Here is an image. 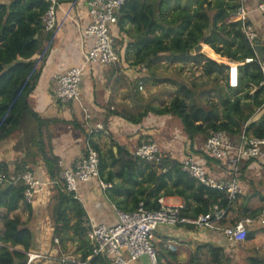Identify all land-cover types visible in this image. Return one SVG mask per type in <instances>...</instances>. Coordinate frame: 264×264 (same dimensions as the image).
Masks as SVG:
<instances>
[{
    "label": "trees",
    "instance_id": "16d2710c",
    "mask_svg": "<svg viewBox=\"0 0 264 264\" xmlns=\"http://www.w3.org/2000/svg\"><path fill=\"white\" fill-rule=\"evenodd\" d=\"M71 1L73 0H60L62 3ZM172 1L127 0L116 13L120 32L133 40L129 44L136 56L133 64L151 70V76L155 77L154 69L161 57H193L203 64L202 69L206 75H225V86L219 89L222 97L218 104L222 108L218 105L200 104L196 91L186 82L158 78L157 83L172 81L177 86V93L170 104L163 107L148 105L138 113L122 111L120 114L136 124L142 123L149 114L174 116L181 120L185 134L192 141L200 136L207 138L211 132L219 130L231 136L240 135L245 128L248 136L264 138V72L260 58L256 57L242 32L241 19L237 15L240 0H184L174 8L176 14L171 18L168 10ZM48 7L46 0H0V141L12 137L20 129L26 112L36 117L39 124L43 123L30 105V96L53 48L55 32L47 31L43 22ZM127 23L134 27L126 28ZM200 43H204L203 51L210 46L217 54L209 50V56L219 62L224 61L222 57H226L231 62L241 63L237 88L229 85L228 76L225 74L229 69L228 65L202 53L190 55L191 50ZM116 44L115 42V46ZM249 57H253L254 61L246 63L245 60ZM148 80L150 78L147 75L135 80L137 96L138 83L145 84ZM189 101H193L192 106ZM260 111L261 114L254 120ZM87 139L99 153L101 177L104 171L108 170L107 182L112 181L114 176L124 178L129 187L138 185L137 193L143 196H135L132 208L122 207L117 203L118 209L131 211L143 202L147 209L157 210L161 208V195H176L185 200L183 206L186 216L196 217L207 213L215 204L227 207L230 216L236 201L242 197L240 194L230 203L227 192L200 183L182 170L181 161L171 158L168 153L163 152L161 164L155 165L136 158L132 151L118 142L112 141V146L117 148V154L113 147L104 153L92 137ZM39 150L51 179L55 181L53 240L59 238L60 245L79 240L81 259L86 260L93 248L83 226L85 209L75 193L65 191L60 177L62 170L56 157L49 156L44 145H39ZM17 168L15 177L27 170L22 171L21 165ZM4 170L3 164H0L1 172L8 177L13 176ZM25 189L26 186L20 181L0 185V221L3 223L0 228V264H26L27 252L31 251L34 245V233L30 226L19 215L10 216L24 201ZM127 193L128 197L134 195V192L133 195ZM261 201H264V196H261ZM25 203L30 207V203ZM243 208V213L231 219L225 218L221 224L232 225L244 217L257 219L264 206L256 209H249L250 206ZM254 237L253 233H248L247 239ZM210 248V264L227 262L222 248L213 245H210ZM157 255L162 264L159 252ZM198 260L196 252L189 264H201ZM248 262L264 264V259L250 256ZM91 264H113V261L107 257L96 256Z\"/></svg>",
    "mask_w": 264,
    "mask_h": 264
},
{
    "label": "crops",
    "instance_id": "0c3cea01",
    "mask_svg": "<svg viewBox=\"0 0 264 264\" xmlns=\"http://www.w3.org/2000/svg\"><path fill=\"white\" fill-rule=\"evenodd\" d=\"M88 1L77 0V7L71 16L66 17L62 10L59 11L61 25L55 33L53 48L35 90L30 96V105L43 123L39 124L36 117L26 112L23 115L20 129L12 137L0 141V164H3L5 173L14 176L18 165H21L22 171L26 169L33 171L34 175L45 184L43 191L29 204L30 207L22 201L20 207L10 213L11 217L19 215L33 230L34 245L31 251L43 250L58 255L59 252L72 249L80 259L82 249H80L79 240L68 241L65 245H60V248L53 243L52 214L55 205V186L39 150V145H44L49 156L56 157L59 161V168L62 170L61 173L73 168L84 155L87 138L90 136L104 153L113 147L112 141L132 151L145 140H155L159 142L163 152L168 153L171 158L182 161L186 156L192 155L195 160L205 166L212 176L224 178L229 174L227 164L208 157L203 149L204 144L200 143L201 136L192 141L185 134L183 124L180 123L182 128L174 130L176 135H161L171 115L149 114L142 123L136 124L120 114L122 111L137 113V110L148 106L149 100H143L136 95L135 80L145 76V70L144 67L133 64L136 56L134 49L132 50L131 46L129 48L133 40L120 32L117 24L111 25L110 28L117 43L119 62L110 66L87 65L82 76L81 100L66 104L55 100L51 91L53 76L73 66L82 65L84 53L92 45V38L83 37V31L90 23ZM258 1L248 0L247 8L249 18L259 34V42L263 45L264 13L255 8ZM67 5L68 2L63 4V6ZM129 27L134 26L127 23L126 28ZM206 50L215 53L210 46H207ZM209 57L218 62L212 56ZM222 58L224 61L221 63L229 66L231 61L226 57ZM225 74L227 77L228 71ZM143 85L145 88V84ZM261 112H258L253 119H257ZM98 124H101L104 129L92 132ZM232 139L238 141L239 135L232 136ZM113 150L117 154L116 146ZM22 171L19 173L21 174ZM112 171L114 172L113 167ZM107 177L108 170L104 171L101 178L106 184L112 182L111 187L105 189L99 179L91 180L79 184L76 196L82 203L88 220L96 225L112 226L118 222L117 203L122 207L132 208L136 197L143 196L137 193L138 185L129 187L124 178L116 176L112 181L107 182ZM140 180L143 179L140 178ZM240 180L243 187L242 197L236 201L235 209L228 219L243 213L244 206H250L249 209L264 206V201H261V196H264V155L243 163ZM127 192L134 197H128ZM161 197L166 205H185L183 197L176 195H161ZM0 223L2 224L0 228H2L3 223L1 221ZM263 229L260 220L256 219L254 223L248 225L249 233H253L255 237L246 239L245 242L232 243L222 233L207 228L184 224L160 226L155 233V246L162 264H189L196 252L199 263L210 264L212 260L210 245L222 248L227 261L224 264H234L233 250L236 252L238 247H248V252H244L243 249L237 250V252L242 250L240 252L245 256L253 250L264 254ZM87 239L91 244L89 236ZM170 245H173L175 250L169 248ZM19 249L23 248L19 247ZM250 256L252 255L246 256V259L248 260ZM261 258L264 259V256ZM37 264L61 263L48 260ZM133 264H150V262L148 258L142 257Z\"/></svg>",
    "mask_w": 264,
    "mask_h": 264
},
{
    "label": "built area",
    "instance_id": "2783aa9c",
    "mask_svg": "<svg viewBox=\"0 0 264 264\" xmlns=\"http://www.w3.org/2000/svg\"><path fill=\"white\" fill-rule=\"evenodd\" d=\"M49 4L48 10L43 16V22L47 31L56 33L61 25L59 11L64 15L71 16L74 13L77 0L68 2L67 6L60 0H46ZM127 0H89L90 23L83 31V37L92 38V45L84 53V63L73 66L53 76L51 91L56 101L66 104L71 101H80L82 97L81 82L84 69L87 65L110 66L119 62V53L115 46V40L111 32V25H116L118 17L116 13L123 7ZM248 0H240L237 15L241 19L242 32L247 38L250 46L257 55L259 34L249 18L247 8ZM255 8L264 13V0H259ZM264 45V44H263ZM254 61L253 57L246 58V63ZM264 72V60H261ZM240 62H230L228 69V81L232 88L239 86ZM145 69V68H144ZM143 90V83L139 84ZM87 118L89 115L87 114ZM98 124L92 132L103 130ZM91 132V133H92ZM205 154L219 162L227 164L228 176L216 178L209 174L203 164L195 160L192 155L186 156L182 161V170L195 177L200 183L225 191L230 203L234 202L243 192L240 180L242 165L245 161H252L264 155V138L251 137L246 133V128L239 135L238 141H233L232 136L224 131H213L204 143ZM133 156L145 162L159 165L162 162L163 150L155 140H145L135 147ZM100 159L98 151L87 140L86 151L77 161L73 168L64 170L60 177L67 193H75L80 183L99 179L100 184L106 189L111 184H106L100 174ZM17 181L25 186L24 201L32 203L39 195L45 185L33 173L26 170L18 177H8L0 171V185L13 184ZM55 181L52 180V183ZM161 208L149 210L141 202L139 206L131 211L116 209L118 222L112 226L96 225L85 218L83 226L89 236L92 253L86 260L80 259L75 253L59 252L58 255L47 251L27 252L26 264L53 260L61 264H91L94 257H107L113 264H133L142 257L148 258L150 264H160L155 246V233L160 226H176L179 224L191 225L198 228H207L222 233L229 242H245L248 236V225L256 219L245 217L235 224L223 225L221 221L228 218V208L215 204L207 213L196 217L186 216L183 205H166L160 199ZM261 225L264 227V209L260 216ZM54 244L60 248L59 238H54ZM169 248L175 250L173 245ZM60 255V256H59Z\"/></svg>",
    "mask_w": 264,
    "mask_h": 264
},
{
    "label": "rangeland",
    "instance_id": "374dc122",
    "mask_svg": "<svg viewBox=\"0 0 264 264\" xmlns=\"http://www.w3.org/2000/svg\"><path fill=\"white\" fill-rule=\"evenodd\" d=\"M213 1V0H212ZM179 2L182 4L184 0H173L170 3V10L169 15L171 18L176 14V10H174L175 7L179 6ZM117 45V44H116ZM207 52V53H206ZM202 54H205V56L209 57V51H203L200 52ZM198 54V53H197ZM190 55H195V53H191ZM219 62V61H218ZM221 63V62H219ZM202 63H199L194 59L193 57H186L184 58H176L171 55H165L161 57L159 60H157V66L154 69V72H156L155 77L151 76V70L144 69V74L147 75L150 80L145 82V88L143 90L138 89L139 92V98L146 100L148 99V105H156L163 107L165 105L170 104L172 99L174 98L175 94L177 93V86L172 83V81L176 82H186L189 86H191L196 91V98L200 104L203 105H218L221 100V94L219 92V89L225 86V75H211L208 76L203 72L202 69ZM158 78H167L172 81L170 82H163V83H157ZM225 93V92H224ZM76 102V101H75ZM190 106L193 105V101L188 102ZM147 106V105H146ZM145 106V108H146ZM145 108H141V110H137L138 112L143 111ZM219 108H222L219 106ZM181 120L172 117L167 122V127L163 129V133L161 135H176L174 130L180 127L182 128V125L180 126ZM182 124V123H181ZM200 143L204 144L206 141V138L204 136H201ZM158 144L159 142L156 141ZM161 147V146H160ZM162 148V147H161ZM2 224L0 223V226ZM243 249V251H247L248 247H238L234 252V264H247L248 260L246 259V256L249 254L255 257H262L264 254L261 252L259 253L256 250L250 251L249 254L244 255V253L241 254L240 251L237 252V250ZM66 252L74 253V250H68ZM248 252V251H247ZM240 254V256H239ZM39 263V262H37ZM35 263V264H37Z\"/></svg>",
    "mask_w": 264,
    "mask_h": 264
},
{
    "label": "water",
    "instance_id": "95a60500",
    "mask_svg": "<svg viewBox=\"0 0 264 264\" xmlns=\"http://www.w3.org/2000/svg\"><path fill=\"white\" fill-rule=\"evenodd\" d=\"M203 46H204L203 43L198 44L194 49L191 50V53L197 54V53L202 52ZM256 49H257V55L260 58V60H264V45L259 44L257 45Z\"/></svg>",
    "mask_w": 264,
    "mask_h": 264
}]
</instances>
